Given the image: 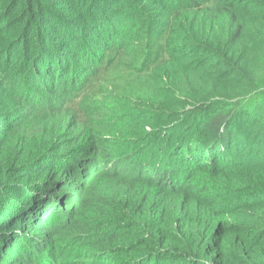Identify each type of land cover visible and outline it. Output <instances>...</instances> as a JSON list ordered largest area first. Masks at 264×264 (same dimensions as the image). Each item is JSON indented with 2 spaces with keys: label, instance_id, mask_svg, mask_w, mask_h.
<instances>
[{
  "label": "trees",
  "instance_id": "16d2710c",
  "mask_svg": "<svg viewBox=\"0 0 264 264\" xmlns=\"http://www.w3.org/2000/svg\"><path fill=\"white\" fill-rule=\"evenodd\" d=\"M0 264H264V0H0Z\"/></svg>",
  "mask_w": 264,
  "mask_h": 264
}]
</instances>
